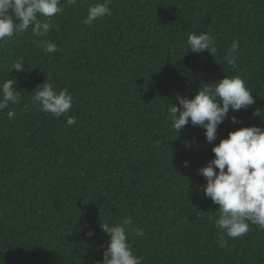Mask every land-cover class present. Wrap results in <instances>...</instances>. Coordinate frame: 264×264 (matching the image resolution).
<instances>
[{"label": "trees", "instance_id": "obj_1", "mask_svg": "<svg viewBox=\"0 0 264 264\" xmlns=\"http://www.w3.org/2000/svg\"><path fill=\"white\" fill-rule=\"evenodd\" d=\"M97 2L61 0L63 13L39 17L54 26L46 36L30 26L0 41V83L15 78L20 93L0 112V264H98L110 239L102 221L126 219L143 264H264V229L221 233L199 174L231 131L264 129V0H111V16L86 25ZM204 32L213 54L187 44ZM44 40L59 50L44 53ZM234 40L236 69L227 63ZM21 57L24 71L10 72ZM225 76L241 77L255 103L230 109L213 143L191 123L173 130L176 97ZM43 83L68 90L76 124L33 103Z\"/></svg>", "mask_w": 264, "mask_h": 264}, {"label": "clouds", "instance_id": "obj_2", "mask_svg": "<svg viewBox=\"0 0 264 264\" xmlns=\"http://www.w3.org/2000/svg\"><path fill=\"white\" fill-rule=\"evenodd\" d=\"M67 3L75 5L76 0H67ZM110 4L111 0H98L88 8L83 23L92 25L98 19L110 17ZM63 11L61 0H0V41L26 32L30 26L37 36H46L54 26L39 17L51 18ZM187 44L196 53L208 51L213 54L216 51L213 37L206 32L189 34ZM39 46L46 54L59 50L49 40L42 41ZM238 47L239 42L234 40L229 49L227 63L232 69L237 68V58L232 53ZM25 65L21 57L11 66L10 72L24 71ZM16 85L15 78L0 83V112L9 108L10 104L19 102L20 93ZM176 99L179 106L173 104L168 112L171 128L181 133L189 123L199 126L206 130L208 143L216 141L218 128L228 118L230 109H247L255 103L252 92L239 76H225L201 87L192 98L178 95ZM33 103L42 112L57 119L67 116L69 126L76 124V118L68 116L73 108V97L67 89L57 92L51 83H43L35 90ZM7 115L11 118L15 113L8 111ZM255 115L260 116V112L257 111ZM231 121L234 124L238 122L235 116ZM212 152L214 159L199 169V174L207 181L203 189L205 196L219 206L220 215L215 221L216 227L233 240L247 235L251 225L264 229V129L251 126L231 131L227 138L214 145ZM184 164L188 166V161ZM130 224V219H126L123 225H110L102 221L100 227L110 239L103 252V259L98 264H143L142 258L133 253L129 243L130 230L126 226ZM132 231L138 237L144 235L142 229L134 228ZM87 234L92 236L94 232L89 231ZM224 235L218 240L221 248L228 244Z\"/></svg>", "mask_w": 264, "mask_h": 264}]
</instances>
